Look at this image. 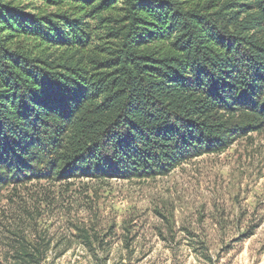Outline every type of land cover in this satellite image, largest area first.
Instances as JSON below:
<instances>
[{"label": "trees", "instance_id": "1", "mask_svg": "<svg viewBox=\"0 0 264 264\" xmlns=\"http://www.w3.org/2000/svg\"><path fill=\"white\" fill-rule=\"evenodd\" d=\"M262 23L264 0H0V192L163 177L264 129Z\"/></svg>", "mask_w": 264, "mask_h": 264}, {"label": "rangeland", "instance_id": "2", "mask_svg": "<svg viewBox=\"0 0 264 264\" xmlns=\"http://www.w3.org/2000/svg\"><path fill=\"white\" fill-rule=\"evenodd\" d=\"M20 244L43 264H264V129L163 177L9 187L0 264Z\"/></svg>", "mask_w": 264, "mask_h": 264}]
</instances>
